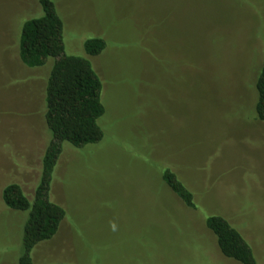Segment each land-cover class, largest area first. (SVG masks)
Masks as SVG:
<instances>
[{
    "label": "rangeland",
    "instance_id": "1",
    "mask_svg": "<svg viewBox=\"0 0 264 264\" xmlns=\"http://www.w3.org/2000/svg\"><path fill=\"white\" fill-rule=\"evenodd\" d=\"M52 1L65 53L88 59L102 83L105 114L100 143L63 144L49 197L65 217L33 264H237L220 254L208 215L225 218L264 264V122L255 114L264 0ZM40 12L37 0H0V264H16L25 220L1 191L17 183L33 196L49 139L53 62L28 69L18 57L20 26ZM92 37L106 41L96 57L83 49ZM159 168L179 177L196 210Z\"/></svg>",
    "mask_w": 264,
    "mask_h": 264
},
{
    "label": "trees",
    "instance_id": "2",
    "mask_svg": "<svg viewBox=\"0 0 264 264\" xmlns=\"http://www.w3.org/2000/svg\"><path fill=\"white\" fill-rule=\"evenodd\" d=\"M37 1L42 15L22 22L18 32V57L28 69L41 68L48 60L53 62L44 97V122L49 139L40 160V175L33 196L28 199L17 183H10L1 191L3 205L25 217L16 264H33L34 250L54 238L65 217L63 208L49 197L52 175L63 153V144L82 149L100 143L103 131L97 121L105 114L100 100L102 83L90 61L65 53L64 25L54 2ZM105 48L106 41L100 37L87 39L83 46L88 57L99 56ZM255 91L256 119L264 122V56L255 79ZM159 171L161 181L182 204L196 210L193 194L179 177L167 168H159ZM205 226L224 258L237 264H258L249 244L225 218L208 215Z\"/></svg>",
    "mask_w": 264,
    "mask_h": 264
}]
</instances>
